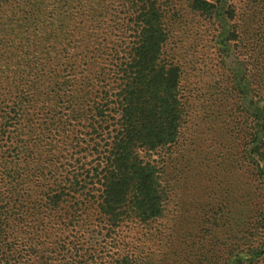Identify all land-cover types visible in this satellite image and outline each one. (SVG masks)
Segmentation results:
<instances>
[{
  "label": "trees",
  "instance_id": "trees-1",
  "mask_svg": "<svg viewBox=\"0 0 264 264\" xmlns=\"http://www.w3.org/2000/svg\"><path fill=\"white\" fill-rule=\"evenodd\" d=\"M259 2L185 5L214 34L221 90L216 136L263 178ZM167 5L169 0H123L107 20L100 15L98 30L89 35L69 4L62 22L48 12L29 24L37 31L21 37L25 55L12 60L5 90L0 88V176L10 168L21 187L22 173L13 176L16 163L27 170L41 150L31 167L37 190L26 196L14 191L12 204L13 193L5 195L0 180V264H134L143 254L127 232L158 219L162 198L156 165L137 152L172 148L187 123L182 68L170 46V28L182 19ZM91 225L101 230V243L81 252Z\"/></svg>",
  "mask_w": 264,
  "mask_h": 264
},
{
  "label": "rangeland",
  "instance_id": "rangeland-1",
  "mask_svg": "<svg viewBox=\"0 0 264 264\" xmlns=\"http://www.w3.org/2000/svg\"><path fill=\"white\" fill-rule=\"evenodd\" d=\"M169 1L167 11H179L182 19L170 28V46L182 68L180 88L187 123L172 148L157 154L137 152L144 159L150 156V162L156 165L162 215L148 226L135 225L127 232L128 241L142 245L143 254L134 264H264V177L255 175L239 151L232 146L225 148V142L216 136L221 90L215 84L218 59L213 48L214 34L204 17L187 13L185 0ZM122 2L0 0V88L5 90L12 60L25 55L21 37H31L37 31V26L29 24L36 23L41 15L52 12L58 24L67 14L64 5L69 4V10L76 12L77 21L83 23L89 35L98 30L100 15L104 14L102 18L107 20L105 14H116ZM258 141H263L261 136ZM40 151L29 160L31 166L27 170L21 171V160L16 163L13 176L22 173L25 181L21 187L13 183L10 168L0 176L5 195L8 190L24 196L36 192L37 180L31 167L38 163ZM261 167L264 173V165ZM11 195L14 204L16 194ZM259 206L261 210L257 212ZM90 229L89 233L96 232L83 237L78 246L81 252L101 243V230L95 225Z\"/></svg>",
  "mask_w": 264,
  "mask_h": 264
}]
</instances>
